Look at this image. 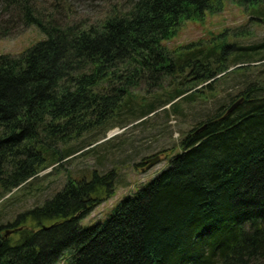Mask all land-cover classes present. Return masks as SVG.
I'll return each instance as SVG.
<instances>
[{"label": "trees", "instance_id": "obj_1", "mask_svg": "<svg viewBox=\"0 0 264 264\" xmlns=\"http://www.w3.org/2000/svg\"><path fill=\"white\" fill-rule=\"evenodd\" d=\"M84 1L0 0L1 38L32 25L47 35L21 54L0 55V192L8 198L80 154L77 139L129 116L142 83L154 88L162 75L185 72L160 106L171 110L264 51L225 40L178 55L164 45L190 17L202 21L226 1L254 9L264 0H102L96 19L80 13ZM226 61L248 65L231 70ZM241 96L235 111L222 107L185 136L170 166L122 200L105 224L80 221L113 195L116 171L68 177L52 199L10 224L0 264H56L65 252L71 264H264V84Z\"/></svg>", "mask_w": 264, "mask_h": 264}, {"label": "rangeland", "instance_id": "obj_2", "mask_svg": "<svg viewBox=\"0 0 264 264\" xmlns=\"http://www.w3.org/2000/svg\"><path fill=\"white\" fill-rule=\"evenodd\" d=\"M105 3L102 0H86L77 7L86 18L96 19L100 18L96 10H102ZM252 9L253 7L245 9L232 1H226L220 12L208 13L202 21L192 17L184 20L176 35L164 41V45L176 51L178 55L185 51L183 47L225 40L228 45L235 44L240 47L263 46L264 7ZM241 28L242 33L239 31ZM219 34L222 37L219 38ZM46 38L44 32L36 25H32L18 35L9 38L0 37V55L21 54ZM232 51H236V48L227 51V54L233 55ZM261 55H264V51L255 54L244 71L234 70L228 76L216 80L217 82L208 81L212 82V89L208 88V82L205 83L207 89L205 86H199L203 91L197 93L194 100H180L171 110V104L160 106L169 95L173 94L177 84L184 81L185 72L182 77L176 72L172 74L173 76L162 75L161 82L154 88L142 83L133 91L135 100L130 104L132 109L129 116L124 113L105 126L104 130L88 132L84 137L73 142L74 144L72 143L73 147L85 146L82 153L64 161L54 169L51 167L41 172L21 190H15L10 198H8L10 194L4 196L0 192V225L3 226V232L12 229L9 226L18 214L35 206H42L46 200L52 199L64 188L68 177L74 180L81 178L91 180L95 170L100 174L115 170L118 176L113 195L102 198L80 221L84 227L105 224L122 200L135 196L170 166L173 158L182 152L180 142L185 136L218 109L230 107L248 86L264 84V60H258ZM183 58L175 56L176 61L179 59L182 62ZM226 63L234 65L232 61ZM242 65L248 64H235L231 70ZM152 106L160 108L144 118L142 115L138 119H132ZM88 143H92V146H87ZM156 155L162 157L161 162L150 170H143L146 161ZM23 226L26 229H33L30 224ZM56 264H71L70 253L65 252Z\"/></svg>", "mask_w": 264, "mask_h": 264}, {"label": "water", "instance_id": "obj_3", "mask_svg": "<svg viewBox=\"0 0 264 264\" xmlns=\"http://www.w3.org/2000/svg\"><path fill=\"white\" fill-rule=\"evenodd\" d=\"M245 100V97H241L239 98L237 101H235L228 109V113H232L233 111H235ZM207 127V124H205L204 126H202L200 129H198L196 131V133L200 132L201 130L205 129ZM161 162V157L160 156H155L151 159H149L147 161V166H146V169H151L153 166L157 165L158 163ZM11 231H7L6 233H2L0 232V249L2 248L3 246V238L4 237H7L9 234H10Z\"/></svg>", "mask_w": 264, "mask_h": 264}]
</instances>
